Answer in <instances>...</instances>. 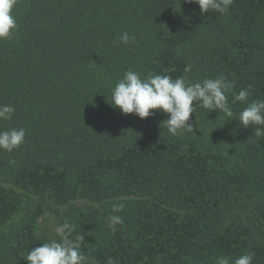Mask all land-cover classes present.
Listing matches in <instances>:
<instances>
[{"label":"trees","instance_id":"trees-1","mask_svg":"<svg viewBox=\"0 0 264 264\" xmlns=\"http://www.w3.org/2000/svg\"><path fill=\"white\" fill-rule=\"evenodd\" d=\"M0 41V131L25 142L0 150V264L73 226L86 264H216L253 253L264 264V137L239 125L252 85L264 100V0H232L201 15L185 0H17ZM134 36L124 44L122 33ZM190 67V71H185ZM223 75L233 116L197 108L194 132L170 135L168 115L140 119L111 103L127 70ZM114 205H123L113 211ZM119 216L113 232L109 217Z\"/></svg>","mask_w":264,"mask_h":264},{"label":"clouds","instance_id":"clouds-1","mask_svg":"<svg viewBox=\"0 0 264 264\" xmlns=\"http://www.w3.org/2000/svg\"><path fill=\"white\" fill-rule=\"evenodd\" d=\"M185 2L197 4L201 15L212 10L225 14L232 4V0H185ZM16 3L17 0H0V41L7 40L17 27L13 15ZM134 39L135 37L127 32L117 37V41L124 44ZM185 71H190V67ZM233 88V82L228 81L223 75L189 83L183 76L173 79L169 75L150 73L142 78L139 72L129 69L112 89L110 105L118 108L123 115L135 114L140 119L162 111L168 115L162 123L170 135L176 136L181 132H194L190 116L197 108L207 109L209 112L218 110L227 117H232L233 110L226 93ZM251 90L252 85H248L238 93L233 92L232 103L246 104L238 114L239 125L243 128L258 126L253 128V134L261 138L264 137V100L248 102ZM14 113L13 106L0 105V120H10ZM25 135L24 128L0 131V150L14 151L25 142ZM122 208L123 205H114L113 211L118 212ZM122 222L119 216L109 217V227L113 232L116 230L115 226ZM73 231V226L68 223L57 226L55 233L59 239L32 248L25 257L26 264H86V257L81 251L84 236L79 235L73 239ZM253 258V253L243 254L234 260L219 256L216 258V264H252ZM108 264H114L112 258H109Z\"/></svg>","mask_w":264,"mask_h":264}]
</instances>
